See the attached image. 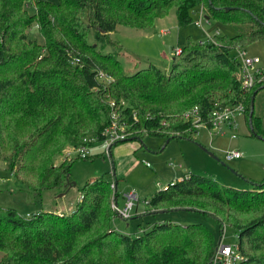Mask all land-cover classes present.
<instances>
[{"label":"trees","instance_id":"1","mask_svg":"<svg viewBox=\"0 0 264 264\" xmlns=\"http://www.w3.org/2000/svg\"><path fill=\"white\" fill-rule=\"evenodd\" d=\"M29 3L35 5L33 14ZM170 9L179 27L192 23L191 13L200 9L208 20L234 26L236 34L188 40L167 73L149 63L130 75L114 55L102 53L108 45L120 49L110 38L117 26L146 30ZM34 24L43 46L27 39ZM91 30L95 47L88 42ZM261 40L264 0H0V158L6 171L27 200L46 191L65 194L73 187L74 162L66 152L88 134L103 143L113 115L125 133H135L115 146L130 140L142 145L145 134L195 142L197 129L184 115L196 108L208 122L219 105L242 107L251 136L264 141L252 109L264 83L242 88L240 65L230 58ZM112 167L115 177L113 162ZM116 183L112 189L104 178L87 181L68 215L21 216L0 207L2 264L212 263L218 244L202 224L163 221L134 236L114 229L119 216L108 207ZM249 183V189L222 187L189 173L158 190L148 207L152 214L199 212L221 228L227 224L237 234L239 264H264V180ZM116 197L115 192L113 201ZM249 213L257 215L250 219Z\"/></svg>","mask_w":264,"mask_h":264},{"label":"rangeland","instance_id":"2","mask_svg":"<svg viewBox=\"0 0 264 264\" xmlns=\"http://www.w3.org/2000/svg\"><path fill=\"white\" fill-rule=\"evenodd\" d=\"M44 1L56 2V0ZM34 10L35 5L29 3L28 12L33 14ZM199 13L200 9L194 10L191 13L192 23L184 27L178 26L172 9L164 17L156 19L153 27L146 30L117 26L110 34V38L119 45L120 49L108 45L104 47L102 53L114 55L121 62L124 71L130 75L148 67L149 63L167 73L174 51L182 49L188 40L200 43L212 39L215 35L232 37L236 34L234 26L214 20L202 19L201 26H196ZM27 39L37 41L43 46L44 41L36 24L28 30ZM88 42L95 45L93 30L90 32ZM243 52L248 58H258L260 64L255 69L264 73V40L250 44L243 49ZM230 58L238 60L237 51H233ZM74 63H77L76 59ZM254 71L251 70V73L254 74ZM104 79L106 82L110 80L108 77ZM253 109L255 116L260 118L261 128L264 130V89L255 96ZM235 121L237 127L233 131L222 127L224 134H218L205 126L198 127L193 136L195 142L172 139L166 144V138L145 134L142 137V145L138 140H130L109 146L108 154L105 152L104 144H100L96 136L88 134L84 139L91 142L85 143L83 139L82 145L85 143L88 157L91 158L81 159L74 149L68 150L69 159L74 161L69 178L75 186L69 188L63 196L46 191L34 201L32 197L27 200V192L6 171L0 158V207L14 209L21 216L26 212L33 215L41 211L68 215L73 212L76 202L80 200V189L87 181L104 178L112 186L116 180V191H111L108 208L112 209L115 192L117 197L114 202L120 209L127 202L128 196L134 194L137 197V201L133 200L134 207L129 218L132 215L133 217L130 220H123L120 216L121 219L114 218L112 226L118 232L134 236L140 234L142 229L148 230L153 224L163 221L181 225L202 224L210 230L216 244L220 241L221 246L234 247L237 243V234L229 225L226 224L221 228L216 220L199 212L152 214L148 200L169 182L189 173L212 178L222 187L236 189H249L251 187L249 182L263 181L264 141L251 136L244 115L238 110L235 113ZM125 134L126 139L135 135L134 132ZM112 147L114 150H111ZM234 151L240 152L242 157L239 160L226 162V156ZM62 160L63 158H58L56 164H60ZM112 162L115 177L112 176ZM173 172L177 173L176 177L173 176ZM256 215L249 213L247 216L253 219ZM99 232L100 229H97L89 236H85L81 242L94 237ZM3 259L4 253L0 251V264Z\"/></svg>","mask_w":264,"mask_h":264},{"label":"built area","instance_id":"3","mask_svg":"<svg viewBox=\"0 0 264 264\" xmlns=\"http://www.w3.org/2000/svg\"><path fill=\"white\" fill-rule=\"evenodd\" d=\"M202 19H205V17L200 12L199 19L195 23L196 26H201ZM206 20V19H205ZM212 40V39H208ZM238 55V60L232 59L235 63L240 65V84L242 88L250 89L254 85L264 83V73L261 72L259 69H255L259 66L260 60L258 58H248L246 57L243 50H236ZM180 49L175 50L174 54H179ZM251 70H255L254 74L251 73ZM239 111L240 113H243L242 107L237 108H231L224 105L217 106L211 113L209 121L203 122L198 114V110L195 108L192 111L186 113L184 115L186 120H190L193 128L198 129L200 126H205L208 129L213 130L214 132L218 134H224V131H222V127L224 126L228 130H235L237 127L236 121H235V113L236 111ZM116 117L113 115L112 117V123L109 127H107L103 131V136L105 138L103 144L105 146V152L108 154L107 148L109 146H113L116 143L123 141L126 139V134L124 130H121L122 128L119 127L116 124ZM234 138V136H233ZM85 143H90L91 140L84 139ZM85 143L82 146L77 147L75 152L78 154L79 158H86L88 156V150L85 149ZM70 151V150H69ZM66 152V158H69L70 152ZM242 157L241 153L238 151H234L232 153H229L225 160L226 162H231L234 160H239ZM111 188L113 189L114 186L112 185ZM134 201H137V197L132 194L127 197V202L123 206L122 209L118 207V205L112 200V210L121 218L128 219L131 215V211L134 207ZM243 257L239 253L236 246L229 247V246H221L219 243L214 259L211 264H239L242 262Z\"/></svg>","mask_w":264,"mask_h":264},{"label":"water","instance_id":"4","mask_svg":"<svg viewBox=\"0 0 264 264\" xmlns=\"http://www.w3.org/2000/svg\"><path fill=\"white\" fill-rule=\"evenodd\" d=\"M205 19L206 20H208V18L207 17H205ZM95 45H93V47H94ZM253 107H254V102L252 103V109H253ZM168 142H170V140H166V144H168ZM67 182V181H66ZM117 184V183H116ZM70 186H75V184L74 183H72ZM161 213H163V212H160V214ZM220 243V241L218 242V244Z\"/></svg>","mask_w":264,"mask_h":264},{"label":"crops","instance_id":"5","mask_svg":"<svg viewBox=\"0 0 264 264\" xmlns=\"http://www.w3.org/2000/svg\"><path fill=\"white\" fill-rule=\"evenodd\" d=\"M117 148H118V147H117ZM111 150H114L113 147L111 148ZM170 175H171V174H170ZM173 176L176 177V176H177V173H176V172H173ZM180 176H181V175H180ZM70 188H71V187H70ZM61 196H63V195H61ZM26 213H27V212H26ZM132 216H133V215H132ZM137 216H140V215L137 214Z\"/></svg>","mask_w":264,"mask_h":264}]
</instances>
